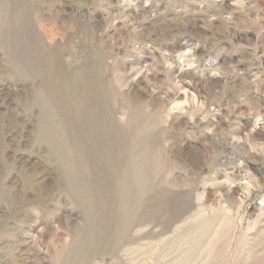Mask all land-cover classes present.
Wrapping results in <instances>:
<instances>
[{
	"label": "rangeland",
	"instance_id": "1",
	"mask_svg": "<svg viewBox=\"0 0 264 264\" xmlns=\"http://www.w3.org/2000/svg\"><path fill=\"white\" fill-rule=\"evenodd\" d=\"M0 264H264V0H0Z\"/></svg>",
	"mask_w": 264,
	"mask_h": 264
},
{
	"label": "bare ground",
	"instance_id": "2",
	"mask_svg": "<svg viewBox=\"0 0 264 264\" xmlns=\"http://www.w3.org/2000/svg\"><path fill=\"white\" fill-rule=\"evenodd\" d=\"M134 179V178H133ZM131 180V179H130ZM138 183V182H137ZM144 183H145V179L144 178H141V185L143 186L144 185ZM138 190H140V189H138ZM122 194L124 195V199H123V205H122V210H123V217L125 216V214H127L128 213V211L131 209L130 207H128L129 206V202H130V200H131V198L129 197V193H128V190L125 188V187H123V189H122ZM134 205V203L132 202V204H131V206H133ZM131 211H132V209H131ZM129 214V213H128Z\"/></svg>",
	"mask_w": 264,
	"mask_h": 264
}]
</instances>
